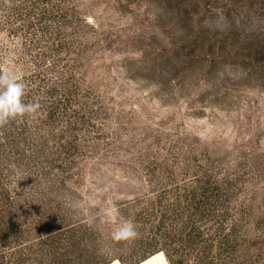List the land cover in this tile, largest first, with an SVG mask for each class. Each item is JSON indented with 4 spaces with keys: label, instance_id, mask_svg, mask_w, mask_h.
<instances>
[{
    "label": "rangeland",
    "instance_id": "374dc122",
    "mask_svg": "<svg viewBox=\"0 0 264 264\" xmlns=\"http://www.w3.org/2000/svg\"><path fill=\"white\" fill-rule=\"evenodd\" d=\"M145 261L264 264V0H0V264Z\"/></svg>",
    "mask_w": 264,
    "mask_h": 264
},
{
    "label": "trees",
    "instance_id": "16d2710c",
    "mask_svg": "<svg viewBox=\"0 0 264 264\" xmlns=\"http://www.w3.org/2000/svg\"><path fill=\"white\" fill-rule=\"evenodd\" d=\"M144 260H145V259H144ZM144 260H143V261H144ZM168 261L171 263V260H170V258H168ZM141 262H142V261H141Z\"/></svg>",
    "mask_w": 264,
    "mask_h": 264
},
{
    "label": "bare ground",
    "instance_id": "6f19581e",
    "mask_svg": "<svg viewBox=\"0 0 264 264\" xmlns=\"http://www.w3.org/2000/svg\"><path fill=\"white\" fill-rule=\"evenodd\" d=\"M142 263H143V262H142ZM142 263H141V264H142ZM146 263H147V262L145 261V264H146Z\"/></svg>",
    "mask_w": 264,
    "mask_h": 264
}]
</instances>
